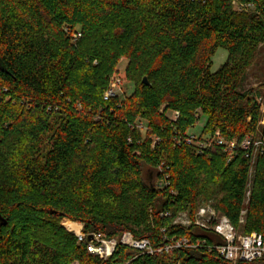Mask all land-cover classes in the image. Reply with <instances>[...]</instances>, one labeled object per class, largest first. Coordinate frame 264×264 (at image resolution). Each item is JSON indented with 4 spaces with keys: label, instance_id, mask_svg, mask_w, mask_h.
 Segmentation results:
<instances>
[{
    "label": "trees",
    "instance_id": "16d2710c",
    "mask_svg": "<svg viewBox=\"0 0 264 264\" xmlns=\"http://www.w3.org/2000/svg\"><path fill=\"white\" fill-rule=\"evenodd\" d=\"M263 45L264 0H0V264H232L175 220L211 205L264 235V150L241 149L264 141L262 94L241 91ZM113 78L133 92L105 100ZM127 232L163 251L88 252Z\"/></svg>",
    "mask_w": 264,
    "mask_h": 264
},
{
    "label": "built area",
    "instance_id": "2783aa9c",
    "mask_svg": "<svg viewBox=\"0 0 264 264\" xmlns=\"http://www.w3.org/2000/svg\"><path fill=\"white\" fill-rule=\"evenodd\" d=\"M238 10H254V6L251 4H236ZM81 33L73 34V40L77 41L81 38ZM116 95H123L122 91V81L118 78H113L111 81V85L107 93L105 94V100H109L111 97ZM260 106L262 103L258 100ZM171 119L173 121H177L180 114L179 112H173L170 114ZM264 124V121H263ZM142 130H145L144 126H140ZM159 138H154L153 147L160 143ZM185 142L188 144H194L195 135H189ZM212 142H216L217 144L224 146L226 152H231L234 150L237 142H226L220 135V132L216 133L215 138ZM205 145V144H201ZM203 147V146H201ZM251 148L254 149L252 163L256 161V156L259 151L264 150V141L259 139L253 142L251 139H245L241 143V149L244 151H249ZM167 179L162 181H158L156 184L158 187L163 188ZM250 192L248 193V197ZM244 212L242 216H244ZM243 222V217L241 219ZM175 224L183 225L186 227H190L192 224H195L197 227L207 230H213L219 236L224 239V244L218 245L215 247L217 253L226 261L232 264L238 263H255L264 260V235L260 233H252L249 235H239L237 231L232 227L229 219L226 216L218 213L214 207L211 205H203L201 206L194 219H191L187 213L180 214L176 220ZM79 242H83L87 237L80 233H76ZM93 240L88 243V252L92 255L98 256L101 260L107 261L111 256H113L118 245L126 246L130 249L137 251L140 254H149L154 255L156 253H161L163 250H155L152 248V245L147 239H136L131 233H124L120 239L108 240L102 234H93ZM182 243H187L186 240ZM181 243L176 247H180ZM175 246H167L165 248L166 251L173 249ZM74 264H80L79 262H75Z\"/></svg>",
    "mask_w": 264,
    "mask_h": 264
},
{
    "label": "rangeland",
    "instance_id": "374dc122",
    "mask_svg": "<svg viewBox=\"0 0 264 264\" xmlns=\"http://www.w3.org/2000/svg\"><path fill=\"white\" fill-rule=\"evenodd\" d=\"M227 57H228V52L224 49H219L217 53L215 54V56L213 57L212 70L217 71L225 63V61L227 60ZM125 65H126V62H122V64L119 67L120 70H123ZM250 89H255L262 94L261 96H259L258 100L262 103V106H260L261 112L263 115L261 124L264 125L263 124V121H264V45L260 47L256 60L246 72L245 80L242 85L241 91H246ZM133 90H134V86L132 83L122 81L123 95L129 96L133 92ZM168 117H171V115L169 114ZM204 124H205V119H201V121H199L197 125L193 128V130L191 131V134L195 135L196 137H199L201 129L204 127ZM238 234L242 235L241 232H239ZM122 236L123 235H121V237Z\"/></svg>",
    "mask_w": 264,
    "mask_h": 264
},
{
    "label": "water",
    "instance_id": "95a60500",
    "mask_svg": "<svg viewBox=\"0 0 264 264\" xmlns=\"http://www.w3.org/2000/svg\"><path fill=\"white\" fill-rule=\"evenodd\" d=\"M144 84L148 85V81H147V79H144ZM89 240L92 241V240H93V236H90V237H89Z\"/></svg>",
    "mask_w": 264,
    "mask_h": 264
},
{
    "label": "crops",
    "instance_id": "0c3cea01",
    "mask_svg": "<svg viewBox=\"0 0 264 264\" xmlns=\"http://www.w3.org/2000/svg\"><path fill=\"white\" fill-rule=\"evenodd\" d=\"M244 213H246V212H244ZM245 215V214H244Z\"/></svg>",
    "mask_w": 264,
    "mask_h": 264
}]
</instances>
